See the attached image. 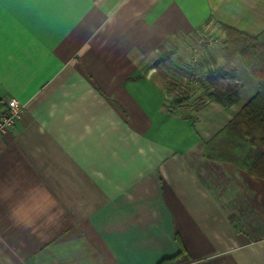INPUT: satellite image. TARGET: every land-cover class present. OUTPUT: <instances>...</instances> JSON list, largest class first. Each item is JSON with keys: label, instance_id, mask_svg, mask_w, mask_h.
Returning a JSON list of instances; mask_svg holds the SVG:
<instances>
[{"label": "crops", "instance_id": "1", "mask_svg": "<svg viewBox=\"0 0 264 264\" xmlns=\"http://www.w3.org/2000/svg\"><path fill=\"white\" fill-rule=\"evenodd\" d=\"M224 27L261 35L264 0L0 3V264H264V178L208 146L258 91L239 59L206 84Z\"/></svg>", "mask_w": 264, "mask_h": 264}, {"label": "trees", "instance_id": "2", "mask_svg": "<svg viewBox=\"0 0 264 264\" xmlns=\"http://www.w3.org/2000/svg\"><path fill=\"white\" fill-rule=\"evenodd\" d=\"M223 31L226 36L223 44L225 63L212 72L208 80L210 85L234 79L237 74L234 62L239 59L244 69L257 81L258 91L208 146L216 147L218 153H232L241 158L249 165L250 174L264 178V32L251 37L230 27H224ZM208 98L229 108L240 101L238 85L215 88ZM182 100L177 99L173 106H180ZM173 260L167 259L161 264H171Z\"/></svg>", "mask_w": 264, "mask_h": 264}, {"label": "built area", "instance_id": "3", "mask_svg": "<svg viewBox=\"0 0 264 264\" xmlns=\"http://www.w3.org/2000/svg\"><path fill=\"white\" fill-rule=\"evenodd\" d=\"M23 110V106L15 99L7 103L5 113L0 116V139L16 127Z\"/></svg>", "mask_w": 264, "mask_h": 264}, {"label": "rangeland", "instance_id": "4", "mask_svg": "<svg viewBox=\"0 0 264 264\" xmlns=\"http://www.w3.org/2000/svg\"><path fill=\"white\" fill-rule=\"evenodd\" d=\"M201 43V45L200 44H198V45H200V46H203L202 47V49L204 50V41H200ZM197 45V46H198ZM200 46L197 48V49H200ZM217 68V67H216ZM215 68V69H216ZM239 71L241 72V73H246V70L242 67V65L240 64L239 65ZM247 74V73H246ZM201 75V73H199L198 74V72L197 73H195V75H192V76H194L193 77V82H192V86L194 87V88H196L197 87V85L195 86V83H196V81H198L200 78H199V76ZM205 75L203 74L202 75V77H204ZM206 84H209V82L208 83H206ZM200 85V84H199ZM207 86H209V85H207ZM232 87H234L233 85H232ZM174 90V89H173ZM175 91V90H174ZM181 92H183L184 94H182ZM182 95V96H188L189 94H190V92H187V90L185 89V90H183V91H181V89L180 88H178V86L176 87V96H178V95ZM187 99V98H186ZM186 99H184L185 101H183V102H181V104H183V103H186V101H188V100H186ZM207 99V98H206ZM196 100V99H195ZM209 100V99H208ZM199 101V100H198ZM202 101V100H201ZM200 102V101H199Z\"/></svg>", "mask_w": 264, "mask_h": 264}, {"label": "snow or ice", "instance_id": "5", "mask_svg": "<svg viewBox=\"0 0 264 264\" xmlns=\"http://www.w3.org/2000/svg\"><path fill=\"white\" fill-rule=\"evenodd\" d=\"M0 3H3V0H0Z\"/></svg>", "mask_w": 264, "mask_h": 264}]
</instances>
